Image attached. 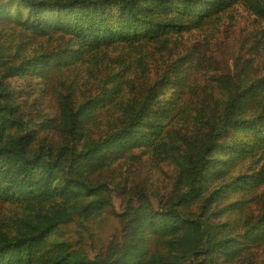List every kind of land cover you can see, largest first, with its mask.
I'll list each match as a JSON object with an SVG mask.
<instances>
[{
    "label": "trees",
    "instance_id": "16d2710c",
    "mask_svg": "<svg viewBox=\"0 0 264 264\" xmlns=\"http://www.w3.org/2000/svg\"><path fill=\"white\" fill-rule=\"evenodd\" d=\"M0 264H264V0H0Z\"/></svg>",
    "mask_w": 264,
    "mask_h": 264
},
{
    "label": "rangeland",
    "instance_id": "374dc122",
    "mask_svg": "<svg viewBox=\"0 0 264 264\" xmlns=\"http://www.w3.org/2000/svg\"><path fill=\"white\" fill-rule=\"evenodd\" d=\"M255 18L246 17L243 8L234 10L231 8L227 13L221 15L218 19L213 20L196 36L203 45L205 55L211 60L213 67L223 66V58L232 51H239L248 48L251 51L256 48L261 49L263 44L257 37L258 28L255 29ZM135 178L140 181L153 180L159 187H167L170 183V167L163 166L161 169L142 168L139 164L132 166ZM153 174V177H151ZM117 225L116 222H110L104 228V235L108 237L110 230Z\"/></svg>",
    "mask_w": 264,
    "mask_h": 264
}]
</instances>
